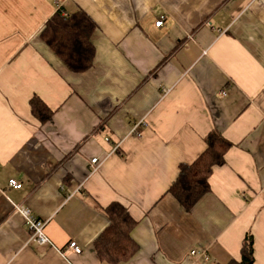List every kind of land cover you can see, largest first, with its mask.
Wrapping results in <instances>:
<instances>
[{"label": "crops", "instance_id": "crops-1", "mask_svg": "<svg viewBox=\"0 0 264 264\" xmlns=\"http://www.w3.org/2000/svg\"><path fill=\"white\" fill-rule=\"evenodd\" d=\"M60 1L0 0V264H107L94 243L113 202L136 222L120 264L239 262L248 233L264 264V0ZM59 8L96 25L84 73L40 38ZM213 131L232 146L188 212L168 189ZM16 206L51 246L30 242Z\"/></svg>", "mask_w": 264, "mask_h": 264}, {"label": "trees", "instance_id": "trees-1", "mask_svg": "<svg viewBox=\"0 0 264 264\" xmlns=\"http://www.w3.org/2000/svg\"><path fill=\"white\" fill-rule=\"evenodd\" d=\"M95 29V23L83 11L64 14L59 9L47 20L40 38L70 71L79 74L93 66L95 48L91 38ZM29 104L32 115L40 124L52 119V110L37 96H33ZM205 143L206 149L194 162L179 166L178 177L168 189V194L188 212L209 192L208 179L212 170L224 164L225 154L232 146L215 131L205 138ZM105 214L109 224L96 239L95 252L99 260L107 264L127 262L138 251V245L131 238L136 222L117 202L111 203ZM253 263V238L248 233L242 243L241 260L228 264Z\"/></svg>", "mask_w": 264, "mask_h": 264}, {"label": "built area", "instance_id": "built-area-1", "mask_svg": "<svg viewBox=\"0 0 264 264\" xmlns=\"http://www.w3.org/2000/svg\"><path fill=\"white\" fill-rule=\"evenodd\" d=\"M56 4L58 6H61V1L56 0ZM60 9V8H59ZM58 9V10H59ZM164 21V17H161L156 23V27H161ZM91 164L95 167L94 171L97 170L98 166L100 165V162L97 158H93L91 160ZM9 187L14 188V189H20L21 184H19L15 180H9L8 182ZM16 210L20 213V215L24 219V225L30 235V242H33L37 244L38 246H51L52 243L51 241L47 238V236L44 233V229L46 227V222L37 219L29 209L22 207V206H16ZM68 249L72 250L76 254H80L81 250L79 247L76 245L75 242H70L68 245ZM196 252L192 251L191 255H195Z\"/></svg>", "mask_w": 264, "mask_h": 264}, {"label": "rangeland", "instance_id": "rangeland-1", "mask_svg": "<svg viewBox=\"0 0 264 264\" xmlns=\"http://www.w3.org/2000/svg\"><path fill=\"white\" fill-rule=\"evenodd\" d=\"M168 92V90H165V93H167Z\"/></svg>", "mask_w": 264, "mask_h": 264}]
</instances>
